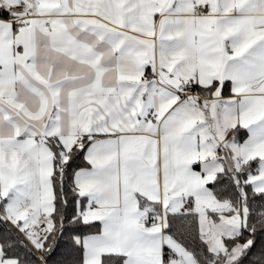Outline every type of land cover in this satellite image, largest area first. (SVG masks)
Listing matches in <instances>:
<instances>
[{
  "label": "snow or ice",
  "instance_id": "obj_1",
  "mask_svg": "<svg viewBox=\"0 0 264 264\" xmlns=\"http://www.w3.org/2000/svg\"><path fill=\"white\" fill-rule=\"evenodd\" d=\"M0 264H264V0H0Z\"/></svg>",
  "mask_w": 264,
  "mask_h": 264
}]
</instances>
